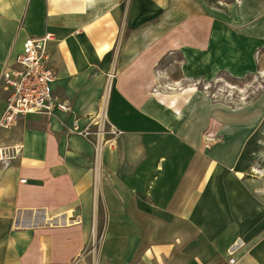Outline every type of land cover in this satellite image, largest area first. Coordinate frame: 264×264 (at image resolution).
<instances>
[{"label":"crops","instance_id":"crops-1","mask_svg":"<svg viewBox=\"0 0 264 264\" xmlns=\"http://www.w3.org/2000/svg\"><path fill=\"white\" fill-rule=\"evenodd\" d=\"M176 1L0 0V119L2 73L46 33L53 93L70 106L0 127V146L20 150L0 164V264H229L233 246L237 264H264V181L245 177V127L228 118L205 147L202 98L177 110L156 95L170 87L156 65L173 51V84L253 72L264 0L207 25L192 6L179 22ZM103 117L124 132L105 135L97 155L95 135L68 128L96 130Z\"/></svg>","mask_w":264,"mask_h":264},{"label":"rangeland","instance_id":"rangeland-1","mask_svg":"<svg viewBox=\"0 0 264 264\" xmlns=\"http://www.w3.org/2000/svg\"><path fill=\"white\" fill-rule=\"evenodd\" d=\"M240 2L241 0H182L176 1L173 8L180 22L185 14L179 11L185 12L192 6V14H195V11L201 13L204 25H207L209 22L225 19L232 7L241 5ZM195 6L198 10L194 9ZM234 28L236 33L243 31L242 26L235 25ZM181 60V55L173 51L156 65V72H161L163 86H170L167 91H156V95L169 107L177 110L179 104L188 101L194 93L202 98L204 105L200 117L203 118L202 134L205 147L219 143L223 138L222 133H226L224 122L228 118L234 119V130L245 127L250 139L246 144L251 153L245 177L264 181V47H257L255 50V66L251 73L236 75L221 71L212 80H183L179 81V84H173V80L180 78ZM209 115L213 126L210 125V120H207ZM106 129H109L108 123Z\"/></svg>","mask_w":264,"mask_h":264},{"label":"built area","instance_id":"built-area-1","mask_svg":"<svg viewBox=\"0 0 264 264\" xmlns=\"http://www.w3.org/2000/svg\"><path fill=\"white\" fill-rule=\"evenodd\" d=\"M52 34L28 37L23 51L16 58V67L6 69L2 73L4 89L8 92L6 109L0 119V127L10 129L19 118L26 114L53 115L57 110L70 111V106L54 96L53 83L57 72L51 63L50 42ZM106 117L97 122L96 130L90 124L81 128L77 121L68 128L70 133H78L84 137L96 136V153L103 151L104 137L107 134L119 136L123 131L111 125L106 129ZM20 150L16 147L0 146V164L9 166ZM25 182V179L22 180ZM233 246L230 251L229 264H237Z\"/></svg>","mask_w":264,"mask_h":264},{"label":"bare ground","instance_id":"bare-ground-1","mask_svg":"<svg viewBox=\"0 0 264 264\" xmlns=\"http://www.w3.org/2000/svg\"><path fill=\"white\" fill-rule=\"evenodd\" d=\"M109 90H110V86L108 87V91H109ZM108 91H107V92H108ZM105 100H106V99H105ZM98 169H99V168H98ZM99 170H100V169H99ZM99 173H100V172H99ZM71 215H72V214H71ZM57 218H58V217H57ZM61 218H62V217H61ZM61 218H60V219H61ZM61 220H62V219H61ZM43 221H44V220H43ZM58 221H59V219H58ZM44 222H45V221H44ZM47 223H48V221H47ZM47 223H46V224H47ZM60 223H61V222H60ZM70 223H72V222H70ZM50 225H51V224H50ZM26 227H27V226H26Z\"/></svg>","mask_w":264,"mask_h":264}]
</instances>
